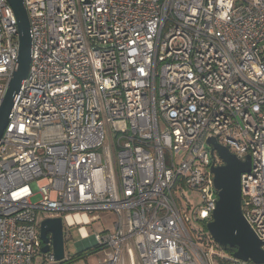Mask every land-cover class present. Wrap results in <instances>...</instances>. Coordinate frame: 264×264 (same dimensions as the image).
Segmentation results:
<instances>
[{"label":"built area","instance_id":"obj_1","mask_svg":"<svg viewBox=\"0 0 264 264\" xmlns=\"http://www.w3.org/2000/svg\"><path fill=\"white\" fill-rule=\"evenodd\" d=\"M23 3L31 54L0 137V264H71L41 251L39 213L77 226L98 264H259L206 229L223 164L207 140L249 155L241 211L264 240V0ZM17 35L0 0V102ZM103 210L112 229L89 235L83 213Z\"/></svg>","mask_w":264,"mask_h":264},{"label":"water","instance_id":"obj_2","mask_svg":"<svg viewBox=\"0 0 264 264\" xmlns=\"http://www.w3.org/2000/svg\"><path fill=\"white\" fill-rule=\"evenodd\" d=\"M13 10L17 24L18 54L16 67L7 83L0 102V137L6 126L8 115L17 96L21 81L26 77L31 54V38L27 12L23 0H6ZM212 151H216L223 164L211 167L213 186L217 192L212 219L206 229L214 242L224 250L233 251L241 260L264 264V240L258 239L241 211L240 174L250 169V157L240 160L215 138L207 140ZM39 235L43 243L42 252L50 249L56 261L65 257L63 222L60 216L47 217L39 223ZM50 243V246H49ZM77 251L89 248L76 242Z\"/></svg>","mask_w":264,"mask_h":264},{"label":"rangeland","instance_id":"obj_3","mask_svg":"<svg viewBox=\"0 0 264 264\" xmlns=\"http://www.w3.org/2000/svg\"><path fill=\"white\" fill-rule=\"evenodd\" d=\"M183 194L185 195V198L192 204L196 205L199 203V193L194 190H190L188 188L183 189ZM39 199L38 195H35L31 198L32 202H36ZM184 203V200H183ZM87 214L89 220L91 221L90 224L84 225L86 231L88 232L89 235L97 234L99 232L103 231H109L112 229L113 223L116 219V216L114 213L110 211H95L92 213H83ZM56 214H44V213H39L38 217L39 220H42L47 217H54ZM193 228L198 229V228H203L201 223L199 222H193L192 224ZM77 226L71 227L69 230L72 234V237L70 239L65 240L64 239V248H65V256H72L74 254H78L79 252L77 251V246L75 245L76 242H80V238L78 237L77 234ZM67 230V229H65ZM91 247L87 248L84 251H89ZM215 250L220 252V248L215 247ZM225 251H221V254L224 253ZM105 257V251L101 250L100 252H97L96 254H90L88 256L84 257H78L75 258L71 264H98L99 260L104 259ZM37 263L41 261V256H37L36 258ZM212 264H217L215 257H213Z\"/></svg>","mask_w":264,"mask_h":264},{"label":"trees","instance_id":"obj_4","mask_svg":"<svg viewBox=\"0 0 264 264\" xmlns=\"http://www.w3.org/2000/svg\"><path fill=\"white\" fill-rule=\"evenodd\" d=\"M65 229H66L65 224H63V236H64V239L67 240V239H70L72 237V234H71V232H70L69 229H67V230H65ZM89 250L92 251V252H94V251L97 250V247H92ZM228 251H230V250H228ZM77 255H79V254H76V257H74L73 260L75 258H78ZM72 256H74V255H72ZM72 256H68V257H72ZM73 260H70V262H72Z\"/></svg>","mask_w":264,"mask_h":264},{"label":"flooded vegetation","instance_id":"obj_5","mask_svg":"<svg viewBox=\"0 0 264 264\" xmlns=\"http://www.w3.org/2000/svg\"><path fill=\"white\" fill-rule=\"evenodd\" d=\"M84 252H85L84 250L80 251V252L78 253L79 255H77V256H78V257H79V256L81 257V256L83 255ZM73 257H76V254H74Z\"/></svg>","mask_w":264,"mask_h":264},{"label":"crops","instance_id":"obj_6","mask_svg":"<svg viewBox=\"0 0 264 264\" xmlns=\"http://www.w3.org/2000/svg\"><path fill=\"white\" fill-rule=\"evenodd\" d=\"M80 246H86V245H84V244H82V243L80 242Z\"/></svg>","mask_w":264,"mask_h":264}]
</instances>
